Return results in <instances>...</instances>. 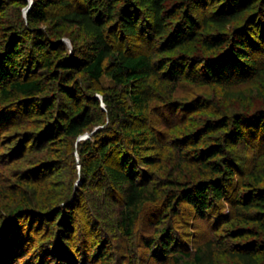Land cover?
Returning <instances> with one entry per match:
<instances>
[{
    "label": "trees",
    "instance_id": "16d2710c",
    "mask_svg": "<svg viewBox=\"0 0 264 264\" xmlns=\"http://www.w3.org/2000/svg\"><path fill=\"white\" fill-rule=\"evenodd\" d=\"M11 1L17 4L19 9L28 5V2L24 0ZM134 1L150 14L148 36L157 38L156 41L159 42L156 53L173 52L196 43L199 48H203L211 55L202 57L203 59L200 60L189 61L187 57L163 59L164 57L157 58L155 52L129 53L113 49L107 41L105 28L106 23L114 17L115 0L77 1L74 2L73 9L67 10L60 16L63 23L87 35L88 39L81 57L65 53L51 55L64 46L57 38L56 41L49 38L41 29V25L47 20L45 8L52 2L32 0L26 13V24L31 47L34 49L31 48L25 55L22 47L25 40H22L17 32L20 26L15 28L12 20H7L4 11L8 9V6L4 0H0V110L2 114H8L10 117L14 114L18 116L13 121L7 120L0 123H5L6 127L14 130L11 136L14 138L12 139L14 143L10 155L8 154L9 157L20 158L30 143V146L35 148H29L28 151H33L23 158L43 152L42 157L50 155L59 163L61 157L67 154L72 163L76 145L83 166L87 159L90 160V163L84 167L86 172H96L99 179L111 185V190L120 196L114 223L125 236L133 233L145 204L159 200L154 192L156 188L145 181V178L137 179L138 173L135 171L136 167L129 153L119 148L116 151L113 140L117 134L113 126L99 131L100 138L96 143H91L92 137L98 132L92 134L93 136L88 132L93 119L91 112L84 104L77 101L71 113L58 115L57 98L40 97L44 94L46 86L41 77L36 75V70L47 71L48 79L57 84V90L61 92V95L71 99L82 96V89L76 81L78 73L94 81H98L103 75L108 76L116 85L124 89L130 102L129 110H127L126 102L110 103V100L104 97L106 110L116 128H118L116 123L118 115L128 116L136 113L137 116H141L140 113L144 112L150 100L153 99L154 92L162 93L168 89V95L171 96L182 82L192 85L212 84L224 89L244 82L247 78L251 80L256 76L264 79V63L262 66L259 65L255 59L251 58L250 53L254 48L259 47L258 41H264L262 35L264 34V0H259L261 9L256 14L252 13L253 17L260 18L261 30L249 31L247 33L249 36L246 37L243 34L245 38L241 35L242 32L234 36L224 32L225 28L238 20L243 12L237 7L236 0L224 1L233 8L231 12H222L219 7L202 16L201 22L210 30L207 33H198L197 29L200 25L189 11L181 15V22L168 29L171 24L167 23V20L171 15L169 12L167 15L168 10L165 8L167 0ZM140 18L135 8L123 11L120 16V30L123 35L134 37L139 33L142 34L144 29L139 25ZM249 27L250 25L247 26ZM198 64L201 67L196 71ZM67 83H71L72 86H68ZM94 103L97 106L99 104L95 98ZM27 105H31L30 112H35L41 119L30 121L29 117H24L26 114L21 110ZM179 106L176 105V107ZM170 107L172 105L167 108ZM157 112L159 114L161 111ZM203 128L204 139L194 137L195 131L190 130L179 139L182 147L174 148L177 151V163L172 172H176L181 178L182 173L179 167L185 163L182 161V155L179 154L182 153L189 160H186L187 162L191 161L196 165L197 174L201 178L197 179L198 176H193L194 179H188L187 182L181 181L180 178L168 180L167 183L179 192L180 199L177 201L181 200L190 204L195 213L201 217L206 216L213 203L229 202L235 209V218L240 224L254 223L259 229L264 230V164L262 163L264 162V109H256L253 113L236 118L222 115L217 120L206 121ZM255 131L261 134L262 151L247 171L248 179L244 181L241 192L228 199L225 188L232 183L235 174L231 153L241 144L255 142ZM88 133L90 136L87 139L78 140ZM130 133L122 132V135L133 142L131 150L136 152V156L143 143L156 141L155 133L148 128L133 129ZM115 152L118 153V157L114 160L115 166H112L107 161ZM142 160L148 165L153 162L150 157H142ZM36 164L31 170H22L14 175L16 179L13 186L0 187V264H12L20 258L14 251L15 243L12 238L11 228L15 225H26L29 230L44 224L46 220L56 222L59 219L57 226L54 227L56 229L52 230L55 239L61 230L65 228L64 232H66L67 228L72 226L71 203H68L70 194L64 193L61 183L57 185L58 187L48 185V176L43 171L52 165L45 162ZM172 172L170 179L173 177ZM28 174H31L39 185L46 184L41 191L31 189L34 180H26ZM52 192L54 196H51ZM172 192L175 190L172 189ZM176 198V193L167 195L165 198L167 208H174ZM112 200L114 201L113 198ZM9 222H12V225L8 228ZM249 234H253L251 229L241 228L235 231L236 238ZM64 236L65 233L61 238L63 239ZM162 239L158 243V252L154 255L158 264H214L209 249L197 248L194 253H191L188 250L178 249L171 235H166ZM51 242L52 240L49 244ZM98 242L90 247V249L93 248L91 256L96 262L105 263L109 259L105 251L106 246ZM153 243L155 241L150 240L146 244L150 247ZM60 246L65 251L63 245ZM39 250L42 251L39 247L38 249L34 247L27 257L29 262L24 259L22 262H25L22 264H33L38 260V264H49L47 260H52L53 257L61 264L68 263L66 256L61 255L63 252L61 248L53 251L51 248L46 249V260L45 253L43 256L37 253ZM234 256L238 264H261L259 259L264 258V247L256 249L253 246H237Z\"/></svg>",
    "mask_w": 264,
    "mask_h": 264
},
{
    "label": "rangeland",
    "instance_id": "374dc122",
    "mask_svg": "<svg viewBox=\"0 0 264 264\" xmlns=\"http://www.w3.org/2000/svg\"><path fill=\"white\" fill-rule=\"evenodd\" d=\"M24 1H27L28 5L19 9V6L12 3L11 0H4V3L8 6V9L4 12L6 13L7 20H12L15 28L20 26L17 32L22 40H25L22 47L23 53L26 55L32 48L26 24V13L32 0ZM50 1L52 3L45 8L47 20L41 25V29L46 32L49 38L55 41L58 39L64 44L62 49L56 50V53L53 52L51 55L56 56L65 53L67 55L76 54L81 57L82 52L84 53L85 50L84 47L88 39L87 35L83 31L63 23L60 17L67 10L74 8V2L81 0L72 2L68 0ZM224 1L167 0L165 8L168 10L167 15L168 12L171 15L169 20H167V23L171 24L168 26V29L172 25L181 22V15L185 11H189L198 22V25H200L197 29L198 33H207L210 30L201 22L202 16L217 10L219 7L222 12H231L233 8L231 5L225 4ZM236 1H238L237 7L241 8L240 10L243 12H241L238 20L225 28L224 32L229 36L242 32L241 35L245 34L247 37L249 36L247 34L249 31H260V18L252 16L253 12L256 14L261 9L259 0ZM132 8H135L141 16L139 25L144 29L142 34L139 33L134 37L123 35L120 30V16L123 11ZM114 9V17L106 23L105 28L107 41L112 45L113 49L129 53H156L159 42L156 41L157 38H150L148 36L150 34V29L148 28V23H150L149 12L139 7L134 0H115ZM248 25H250L249 28H247ZM243 29L246 30L243 31ZM262 35L264 36V34ZM243 38L245 37L243 36ZM257 44L259 47L250 51L251 58L255 59L262 66L264 63V41H258ZM156 54L157 58L178 59L187 57L189 61H193L194 59L200 60L202 57L205 58L211 55L203 48H199L196 43H191L188 47L177 49L173 52H158ZM200 67L201 65L198 64L195 70L198 71ZM36 75L41 77L46 86L44 94L40 97L57 98L56 104H58V110L56 112H58V115L60 113L64 115L71 113L77 101L89 109L93 123L88 132L91 135L98 132L94 136L92 135L91 143L98 141L101 135L99 131L113 126L117 134L115 140H113L115 141L116 151L119 148L120 150H124L125 153H129L136 167L135 171L138 173L137 179L145 178V181L153 185L156 188L154 192L157 194L159 200L155 203L145 204L133 233L130 236H125L117 229L114 223L115 213L119 209L120 196L111 190V185L99 179V175L96 172H86L84 167L90 163V160L87 159L83 166L80 162L76 145L74 146L72 163L67 154L61 157V162L59 163L52 159L50 155L42 157L43 152H38L35 156L29 158H23L33 151H28L29 148H35L30 146V143L23 156H19L20 158L9 157L14 143L12 140L14 138H11L14 130L8 126L6 127L5 123L0 124V187L5 185L13 186L16 179L14 175L20 173L22 170H31L38 162L49 163L52 167H48L43 171L48 176V185L50 187L51 185L58 187L59 183L62 184L64 193L70 194L68 203H71L70 209L73 215L71 228H67L66 232H64L65 228H62L63 230L60 231V235L58 234L56 239L53 238L52 230L57 226L59 219L56 222L46 220L44 224L29 229L31 232L26 228V225H15L11 228L12 238L15 243L14 251L19 255L17 257H20L12 264H22L25 262H22L24 259H26V262H29V258L27 257L34 247L42 249V251L39 250L37 253L40 256H43L45 253V260L46 249L51 248L53 251L61 248L63 251L61 255L66 256L68 260V263L64 264H158L157 258L154 255L158 252V243L166 235H171L174 238L178 249L188 250L191 253H194L197 248L209 249L214 264H238L234 256L237 246H253L256 249L264 247V230L259 229L254 223L240 224L235 218V209L229 202L213 203L211 210L206 213V216L201 217L195 213L190 204L181 200V202H178L177 200L180 199L178 190L167 183L168 180H178L180 178L176 172H172L177 163V151L174 148L182 147L179 139L184 137L186 133H189L188 131L190 130L195 131L194 137L204 139L203 135H205V132H203V127L206 121L217 120L222 115L236 118L253 113L256 109H264V79H259L255 76L251 80L247 78L244 82L224 89H220L212 84L192 85L188 82H182L171 96L168 95V89H165V92L162 93L154 92L153 99L150 100L144 112L140 113L141 116H137L136 113H131L128 116L118 115L116 122L118 123V128H116V125L112 124L110 115L106 110L104 97L108 98L110 103L114 101L126 102L127 110H129L130 102L124 89L116 85L108 76L103 75L98 81H94L82 73H78L76 81L82 89V96H75L71 99L61 95V92L57 90V84L48 79L49 75L47 71L36 70ZM67 85L72 86L71 83H67ZM94 98L98 100V106L94 103ZM164 99L169 101H165ZM168 104L172 105V107L167 108L169 107ZM181 104L185 106L180 107L179 105ZM176 105L179 107H176ZM31 109V105H27L26 108L21 110L26 114L24 117H29L30 121L41 119L35 112H30ZM158 110L161 111L159 114ZM17 117L16 114L11 117L8 114H2V110H0V123L7 120L13 121ZM139 128L153 130L156 141L143 143L138 156H136V152L131 150L133 142L128 137L123 136L122 132L128 131V134H131V130ZM89 133L83 135L78 140L87 139L90 136ZM260 135L258 131L257 133L255 131V142H250L247 145L241 144L236 147V151L231 153L234 160L235 174L233 175L232 183L225 188L228 199L240 193L244 187L243 183L248 179L247 171L262 151L263 145ZM179 154L183 157L182 161H185L179 167L182 173L181 181L187 182L188 179H194L192 178L193 176H198L196 165L191 161L190 163L187 162L186 155ZM117 157L118 153L115 152L107 163L115 166L114 160ZM142 157H150L153 161L152 164L148 165L144 163ZM12 159L15 160L12 161ZM262 163L264 164V162ZM171 172L173 173V177L170 179ZM34 179V177H31V174L26 175V180L33 181ZM197 179L201 178L198 176ZM38 185L34 180L33 185L31 184V189L35 188L36 191H41L42 187L46 184L43 186ZM48 185L47 187H49ZM172 189L175 192H172ZM171 193H176L177 195L173 209L167 208L165 200L167 195H171ZM11 225L12 222H9L7 224L8 228ZM241 228L251 229L253 234L236 238L235 231ZM64 233L65 236L62 239L61 236ZM51 240L52 242L49 244ZM150 240L155 241V243L148 247L146 243ZM98 241L102 242L99 243ZM96 242L106 246L105 251L109 259L105 263L96 262L93 256H91L93 248L90 249V247ZM61 244L65 248V251L60 246ZM47 261L49 264H61L55 257ZM259 261L261 264H264V258H260ZM38 263L39 260L38 262H33V264Z\"/></svg>",
    "mask_w": 264,
    "mask_h": 264
}]
</instances>
